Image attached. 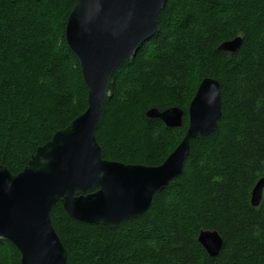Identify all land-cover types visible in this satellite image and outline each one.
I'll return each instance as SVG.
<instances>
[{"label":"trees","instance_id":"obj_1","mask_svg":"<svg viewBox=\"0 0 264 264\" xmlns=\"http://www.w3.org/2000/svg\"><path fill=\"white\" fill-rule=\"evenodd\" d=\"M75 0H0V165L21 172L37 148L88 108L81 63L66 39ZM244 37L238 52L220 48ZM205 77L221 83L218 129L192 140L183 173L160 189L140 218L116 228L71 218L61 203L53 225L67 264H264V0H167L159 30L115 71L97 140L103 157L159 166L188 128ZM185 110L182 127L150 118L152 108ZM218 230L211 257L198 241ZM0 264H22L0 238Z\"/></svg>","mask_w":264,"mask_h":264},{"label":"water","instance_id":"obj_2","mask_svg":"<svg viewBox=\"0 0 264 264\" xmlns=\"http://www.w3.org/2000/svg\"><path fill=\"white\" fill-rule=\"evenodd\" d=\"M166 1L75 0L66 38L81 63L89 89L88 109L39 147L18 174L0 165V238L18 247L22 264L68 263L69 252L51 217L59 203L71 218L111 229L126 219L140 218L150 210L155 194L183 173L192 140L218 129L221 84L207 77L190 104L184 138L163 164H126L103 157L96 131L115 70L157 33ZM243 41L239 36L220 48L235 53ZM147 116L179 128L185 111L178 106L152 108ZM263 194L264 177L252 191L254 207L260 205ZM198 241L212 257L224 245L217 230H201Z\"/></svg>","mask_w":264,"mask_h":264},{"label":"bare ground","instance_id":"obj_3","mask_svg":"<svg viewBox=\"0 0 264 264\" xmlns=\"http://www.w3.org/2000/svg\"><path fill=\"white\" fill-rule=\"evenodd\" d=\"M166 2H167V1H166ZM165 4H166V3H165ZM164 6H165V5H164ZM163 8H164V7H163ZM162 10H163V9H162ZM161 12H162V11H161ZM68 18H69V17H68ZM67 22H68V20H67ZM66 27H67V25H66ZM158 30H159V28H158ZM157 32H158V31H157ZM65 33H66V31H65ZM153 36H154V35H153ZM153 36H152V37H153ZM237 37H239V36H237ZM240 37H242V36H240ZM235 38H236V37H235ZM235 38H234V39H235ZM66 39H67V38H66ZM243 39H244V37H243ZM232 40H233V39H232ZM227 41H230V40H227ZM145 42H146V41H145ZM225 42H226V41H225ZM67 43H68V42H67ZM223 43H224V42H223ZM223 43H222V44H223ZM222 44H221V45H222ZM68 45H69V44H68ZM140 46H141V45H140ZM69 47H70V46H69ZM70 49H71V48H70ZM78 59H79V58H78ZM118 67H119V66H118ZM116 70H117V69H116ZM116 70H115V71H116ZM205 78H207V77H205ZM205 78H204V79H205ZM212 78H214V77H212ZM204 79H203V80H204ZM215 79H216V78H215ZM203 80H202V81H203ZM217 80H218V79H217ZM202 81H201V83H202ZM218 81H219V80H218ZM219 82H220V81H219ZM85 83H86V82H85ZM111 83H112V81H111ZM201 83H200V84H201ZM220 84H221V83H220ZM86 85H87V84H86ZM110 86H111V85H110ZM199 86H200V85H199ZM87 87H88V86H87ZM198 88H199V87H198ZM197 90H198V89H197ZM88 92H89V89H88ZM196 92H197V91H196ZM109 94H110V92H109ZM221 96H222V91H221ZM194 97H195V96H194ZM193 99H194V98H193ZM193 99H192V100H193ZM191 102H192V101H191ZM190 104H191V103H190ZM189 107H190V106H189ZM180 108H181V107H180ZM87 109H88V108H87ZM183 110H184V109H183ZM184 111H185V110H184ZM85 112H86V111H85ZM85 112H84V113H85ZM188 115H189V109H188ZM222 115H223V98H222ZM78 117H79V116H78ZM184 117H185V116H184ZM72 122H73V121H72ZM72 122H71V123H72ZM163 122H164V121H163ZM71 123H70V124H71ZM70 124H69V125H70ZM164 124H165V122H164ZM165 125L168 126L167 124H165ZM188 125H189V123H188ZM66 127H67V126H66ZM66 127H65V128H66ZM168 127H169V126H168ZM65 128H63V129H65ZM60 130H62V129H60ZM60 130H58V131H60ZM58 131H57V132H58ZM57 132H56V133H57ZM96 132H97V131H96ZM56 133H55V134H56ZM212 133H213V132H212ZM212 133H211V134H212ZM55 134H54V135H55ZM53 137H54V136H53ZM53 137H52V138H53ZM96 137H97V136H96ZM52 138H51L50 140H52ZM50 140H49V141H50ZM49 141H47V142H49ZM47 142H46V143H47ZM46 143H45V144H46ZM98 143H99V142H98ZM45 144H43V145H45ZM43 145H42V146H43ZM40 147H41V146H40ZM38 148H39V147H38ZM38 148H37V149H38ZM101 148H102V147H101ZM36 151H37V150H36ZM102 154H103V152H102ZM30 159H31V158H30ZM111 161H112V160H111ZM27 165H28V164H27ZM5 166H6V165H5ZM6 167H7V166H6ZM7 168H8V167H7ZM8 169H9V168H8ZM24 169H25V168H24ZM24 169H23V170H24ZM9 170H10V169H9ZM11 173H12V172H11ZM13 174H14V173H13ZM17 174H18V173H17ZM263 177H264V176H263ZM263 177H262V178H263ZM260 179H261V178H260ZM260 179H259V180H260ZM259 180H258V181H259ZM256 184H257V183H256ZM95 190H96V189L94 188V189L90 190V192H94ZM252 191H253V190H252ZM251 195H252V194H251ZM263 195H264V194H263ZM251 204H252V202H251ZM52 210H53V209H52ZM146 212H147V211H146ZM146 212H145V213H146ZM145 213H144V214H145ZM144 214H143V215H144ZM52 222H53V221H52ZM214 230H215V229H214ZM217 231H218V230H217ZM200 232H201V231H200ZM218 232H219V231H218ZM219 233H220V232H219ZM199 234H200V233H199ZM220 234H221V233H220ZM221 235H222V234H221ZM201 245H202V244H201ZM202 246H203V245H202ZM17 248H18V247H17ZM203 248H204V246H203ZM204 249H205V248H204ZM205 250H206V249H205ZM19 251H20V250H19ZM206 252H207V250H206ZM20 253H21V252H20ZM207 253H208V252H207ZM208 254H209V253H208ZM209 256H210V255H209ZM211 257H212V256H211ZM21 263H22V254H21Z\"/></svg>","mask_w":264,"mask_h":264}]
</instances>
